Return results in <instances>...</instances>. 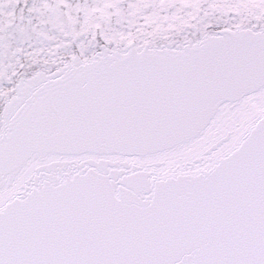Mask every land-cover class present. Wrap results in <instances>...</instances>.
Segmentation results:
<instances>
[{"label":"snow or ice","instance_id":"obj_1","mask_svg":"<svg viewBox=\"0 0 264 264\" xmlns=\"http://www.w3.org/2000/svg\"><path fill=\"white\" fill-rule=\"evenodd\" d=\"M0 264H264V0H0Z\"/></svg>","mask_w":264,"mask_h":264}]
</instances>
